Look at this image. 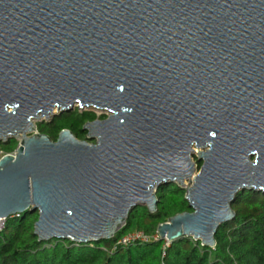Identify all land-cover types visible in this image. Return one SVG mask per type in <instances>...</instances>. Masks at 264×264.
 <instances>
[{
	"label": "water",
	"instance_id": "water-1",
	"mask_svg": "<svg viewBox=\"0 0 264 264\" xmlns=\"http://www.w3.org/2000/svg\"><path fill=\"white\" fill-rule=\"evenodd\" d=\"M75 106L110 113L86 139L36 130L38 113ZM9 138L0 219L36 211L39 241L111 239L172 183L191 211L159 224V240L214 247L236 195L264 192V0H0Z\"/></svg>",
	"mask_w": 264,
	"mask_h": 264
},
{
	"label": "trees",
	"instance_id": "trees-1",
	"mask_svg": "<svg viewBox=\"0 0 264 264\" xmlns=\"http://www.w3.org/2000/svg\"><path fill=\"white\" fill-rule=\"evenodd\" d=\"M97 118L105 116L75 107L50 122L36 124V129L52 140L62 129L86 139L82 126ZM16 147L15 139L0 142V151L4 153H11ZM156 196L155 212H149L145 206L135 207L111 239L89 243L67 239L39 241L34 234L36 211L10 216L0 230V264H264V192L255 190L236 195L231 204L235 217L219 225L212 248L190 237H181L168 244L165 240H151L114 249V241L123 234L142 231L154 235L157 226L169 217L191 211L185 190L176 184L159 187Z\"/></svg>",
	"mask_w": 264,
	"mask_h": 264
},
{
	"label": "built area",
	"instance_id": "built-area-1",
	"mask_svg": "<svg viewBox=\"0 0 264 264\" xmlns=\"http://www.w3.org/2000/svg\"><path fill=\"white\" fill-rule=\"evenodd\" d=\"M4 222L5 219H0V230L3 228ZM151 240H159L157 233H155L154 235H147L142 231L130 232L116 238L113 244V248L116 249L117 247H126L135 243H145ZM166 244H168L167 241Z\"/></svg>",
	"mask_w": 264,
	"mask_h": 264
},
{
	"label": "rangeland",
	"instance_id": "rangeland-1",
	"mask_svg": "<svg viewBox=\"0 0 264 264\" xmlns=\"http://www.w3.org/2000/svg\"><path fill=\"white\" fill-rule=\"evenodd\" d=\"M75 107H77V106H75ZM74 107V108H75ZM80 110H90V111H93V112H95L96 113V115H98V116H100V115H104L105 117L107 116V115H109V111H106V110H102V109H95V108H83V109H80ZM55 113L57 112L56 110L54 111ZM46 118L45 117H41V118H38V119H34L33 120V122L36 124L37 122H39V121H41V120H45ZM99 119V118H98ZM16 141H17V143H18V139H15ZM91 141H93V140H91ZM15 151V149L11 152V153H13ZM4 154H6V153H4L3 151H0V157L2 156V155H4ZM193 160H194V158H193ZM195 163H196V161H195ZM197 165V164H196ZM198 167V166H197ZM196 167V168H197ZM187 185V184H186Z\"/></svg>",
	"mask_w": 264,
	"mask_h": 264
},
{
	"label": "flooded vegetation",
	"instance_id": "flooded-vegetation-1",
	"mask_svg": "<svg viewBox=\"0 0 264 264\" xmlns=\"http://www.w3.org/2000/svg\"><path fill=\"white\" fill-rule=\"evenodd\" d=\"M53 117H51V118H49V119H45V120H41V121H39V122H37L36 124H38V123H42V122H50L51 121V119H52ZM35 124V123H34ZM36 124H35V128H36ZM37 130V129H36ZM9 139H14V138H9ZM8 139V140H9ZM192 158H194V160L196 161V158H195V155H193V157ZM196 164H197V166L199 167V165L201 164L200 162H198V161H196Z\"/></svg>",
	"mask_w": 264,
	"mask_h": 264
},
{
	"label": "bare ground",
	"instance_id": "bare-ground-1",
	"mask_svg": "<svg viewBox=\"0 0 264 264\" xmlns=\"http://www.w3.org/2000/svg\"><path fill=\"white\" fill-rule=\"evenodd\" d=\"M55 110H56V109L54 108V109H53V112H54ZM38 116H40V118H41V117H44V115L41 116L40 113H38ZM33 120H34V119H33ZM33 120H32V121H33ZM194 150L196 151V149H194ZM192 177H193V176H192ZM192 177H191V178H192Z\"/></svg>",
	"mask_w": 264,
	"mask_h": 264
}]
</instances>
